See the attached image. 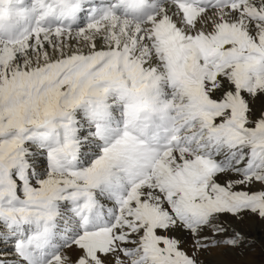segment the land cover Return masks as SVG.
Returning <instances> with one entry per match:
<instances>
[{
	"label": "snow or ice",
	"instance_id": "snow-or-ice-1",
	"mask_svg": "<svg viewBox=\"0 0 264 264\" xmlns=\"http://www.w3.org/2000/svg\"><path fill=\"white\" fill-rule=\"evenodd\" d=\"M245 224L264 0H0V264H233Z\"/></svg>",
	"mask_w": 264,
	"mask_h": 264
},
{
	"label": "bare ground",
	"instance_id": "bare-ground-1",
	"mask_svg": "<svg viewBox=\"0 0 264 264\" xmlns=\"http://www.w3.org/2000/svg\"><path fill=\"white\" fill-rule=\"evenodd\" d=\"M244 230L246 234L253 241L254 246L251 250H246L242 255H230L224 259L233 262V264H242L245 260L249 264H264V253L261 251V241L264 240V235H262L258 227H251L248 224H245Z\"/></svg>",
	"mask_w": 264,
	"mask_h": 264
},
{
	"label": "rangeland",
	"instance_id": "rangeland-1",
	"mask_svg": "<svg viewBox=\"0 0 264 264\" xmlns=\"http://www.w3.org/2000/svg\"><path fill=\"white\" fill-rule=\"evenodd\" d=\"M242 264H249V263L244 260Z\"/></svg>",
	"mask_w": 264,
	"mask_h": 264
}]
</instances>
